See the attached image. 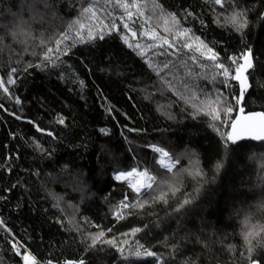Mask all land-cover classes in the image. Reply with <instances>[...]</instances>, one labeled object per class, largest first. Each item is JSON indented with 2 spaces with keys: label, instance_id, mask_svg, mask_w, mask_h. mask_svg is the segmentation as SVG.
<instances>
[{
  "label": "trees",
  "instance_id": "1",
  "mask_svg": "<svg viewBox=\"0 0 264 264\" xmlns=\"http://www.w3.org/2000/svg\"><path fill=\"white\" fill-rule=\"evenodd\" d=\"M141 2L146 5L142 9L146 16H152L150 0ZM157 2L166 12L176 13L182 27L191 28L213 45L221 59L239 57L248 47L252 48L255 67L250 70L252 86L246 93L244 107L247 111L264 110V0H239L240 6L248 10L249 25L243 33L233 31L218 15H227L230 8L221 9L207 0ZM50 3L53 10L47 13L43 24L33 21L27 45L15 43L0 33L4 38L0 43V79L7 81L11 68L17 69L13 74L16 82L6 83L9 94L0 90V264H23L24 252L33 254L37 264H46L48 260L64 264L80 259L85 264H156L152 257L132 256L124 260L115 248L107 245L85 250L82 234L105 230L106 238L119 241L124 239L123 233L145 224L151 230L140 233L139 238L145 246L163 254L161 264H172L173 255L175 264H183L184 260H194L196 264H247L240 256L244 249L236 212L240 208H254L264 199V184L258 179L262 174L260 165L264 163V144L240 141L225 149L217 132L208 127L207 117L193 119V110H184L183 101L174 94L185 92L183 81L189 79L184 75L187 69L180 64L187 61L189 67L200 72L188 60L197 54L181 49L179 57L152 55V50L145 47L147 55H138L137 43H153L149 37L139 35L144 30L143 20L134 16L126 21L131 31L137 33L133 37L121 22L123 11L106 0ZM20 4L21 0H0V28L7 29L12 23L11 11L19 10ZM89 4L95 6L106 23H115L118 30L106 34L103 40L76 43L69 48L68 55H61L54 64L44 61L46 49L56 47L55 39L67 31L72 20L82 19L80 12ZM186 11L193 15L187 16ZM152 24H157L155 18ZM159 24L157 30L164 35L162 21ZM123 36L132 48L124 43ZM168 36L171 39V34ZM41 38L45 40L43 45ZM71 43L67 41L61 48ZM176 43L179 47L182 42ZM147 59L152 60L154 67H162V61L176 66H170L158 77ZM161 78L171 81L175 88H164ZM195 83L209 92L213 89L208 79ZM233 86L238 93L237 83L233 82ZM149 93L151 99L146 98ZM172 102L175 103L170 110L176 118L169 120L157 110V105ZM58 116L64 118V124L56 122ZM37 125L45 131L38 132ZM100 129L108 130V134ZM49 131L51 136L47 135ZM34 142L45 151L36 150ZM151 144L162 145L179 157L177 170L187 168L191 153H198L201 166L208 172L207 182H201L204 186L195 204L181 213L173 210L185 192L195 196L198 186L187 176L182 191L167 204L134 210L136 214L117 220L115 205L125 193L134 194L126 182L115 180L112 173L131 166L158 169L154 160L157 154L148 147ZM218 159L224 166L215 176L213 165ZM169 176L165 173L162 179ZM76 225L81 232L74 230ZM128 239L132 241L131 236ZM10 241L22 245L21 256L15 254ZM201 242H206L207 248ZM175 243L180 247L174 253L171 245ZM228 244L235 245V250L229 251ZM259 255L264 256V251Z\"/></svg>",
  "mask_w": 264,
  "mask_h": 264
},
{
  "label": "snow or ice",
  "instance_id": "2",
  "mask_svg": "<svg viewBox=\"0 0 264 264\" xmlns=\"http://www.w3.org/2000/svg\"><path fill=\"white\" fill-rule=\"evenodd\" d=\"M107 3L113 4L115 7L121 9L124 15L120 18L123 22L125 29H128L132 36H137L136 32H132L127 20H132L134 16L143 20L141 27L144 29L139 33L140 36H147L153 41L152 44L142 46L139 43L135 45L138 49V55L145 57L148 50H152V55H176L179 57L181 49L188 52H194L197 55H191L188 60L191 61L195 68L200 69V72L194 71L193 68L188 66L187 61H183L180 67L186 68L185 77L188 80L183 81V88L185 92L176 91L174 94L177 96V100L183 101L185 109L191 108L193 111L190 113L193 119L199 117L208 118V127L212 128L221 138V142L225 149H228L229 145H237L240 141H255L259 144H264V110L262 111H246L244 103L246 101V93L251 88L250 83V70H253L254 58L252 56V48L248 47L239 57L228 56L226 60L221 59L219 53L215 50L213 45H210L201 36L196 35L191 28L182 27L181 21L178 19L176 13L166 12L161 3L157 0H150L151 10L153 15L146 16L142 10L146 5L141 0H106ZM208 3L219 6L221 9H231L227 15L224 13L218 14L223 20L225 25H230L232 30L237 33H243L248 27V10L241 7L239 0H207ZM133 9L135 11H133ZM53 10V5L50 0H21L19 10H12L11 17L12 23L7 26V29L0 28V33L10 38L13 42L27 45L28 39L32 34V23L36 21L43 24L45 17L49 11ZM215 10V9H213ZM187 16L193 15L191 12L185 13ZM110 16L111 13H108ZM80 16L88 21L86 24L81 19L72 20L67 25V31H62L59 38L55 39V48L48 47L42 55V59L48 63H53L60 59L61 55H68L70 47H74L76 43L88 44L94 42L96 39L103 40L106 34H111L112 31H117V25L115 23L108 24L103 18H101L95 6L89 4L83 7ZM264 18V13L261 14ZM157 20V24L153 26L152 20ZM162 21V31L164 35L158 32L160 27L159 22ZM203 24V20H201ZM216 23H220V19L216 20ZM71 33V35H70ZM168 34H171L169 39ZM125 44L129 48L133 45L129 43L126 36L122 37ZM73 41L68 47L61 48L62 44L67 41ZM157 41H161L157 43ZM4 42L3 36H0V43ZM176 42H182L177 47ZM41 45L45 43V40L41 38ZM166 46V47H165ZM155 49H164L162 52H155ZM167 49H171L169 52ZM27 51V47L24 49ZM55 53V55H54ZM33 54H35L33 52ZM207 61L209 63H202ZM148 66L153 69L158 77L161 73L175 67L171 61H162V67H154L152 60L147 59ZM31 66V65H29ZM46 66V65H45ZM103 70V69H102ZM17 72L16 68H11L7 81L0 79V90H3L5 94H9V88L7 84H14L16 81L13 79V74ZM210 74V79H209ZM163 87L169 91L175 88V85L171 81L163 80ZM183 79V78H180ZM213 85L211 92L201 87L196 80H205ZM191 81V82H190ZM233 82L238 84V93L235 92ZM81 88L84 87V81H79ZM219 84L220 87L215 85ZM162 94V90H161ZM152 98V94L149 93L146 97ZM16 103H20L19 99H16ZM172 103L167 105H157V110L161 111L163 115L169 120H174L176 117L170 110ZM2 107V105H0ZM111 109L109 108V111ZM19 119V117H17ZM56 122L64 124L65 120L62 116L56 118ZM223 129V130H222ZM38 132H44L45 130L36 126ZM104 135L108 134V130L100 129ZM47 135L51 136L52 132H47ZM34 147L40 152H44L43 146L34 142ZM152 152L158 154L154 157L155 165L158 166L159 171L155 167H144L143 169L133 167L131 170H117L115 173V180L123 181L127 183L131 193L130 196L125 193L123 199L119 201L114 212L117 220L123 219L126 215L136 214L134 210H144L154 206L157 203L169 202L170 198H176L178 193L182 191L186 184L185 176L190 177L198 186L194 189L196 195L192 193H184V198L173 210L175 213H181L187 209L188 206L194 205L196 199L199 196L203 183L207 182L208 172L201 166V161L198 153H191L189 160V166L187 168H181L177 170V164L179 163V157H175L169 150L162 145L151 144L148 145ZM223 161L217 160L213 165L215 176H218L220 170L223 168ZM261 175L258 179L264 184V163L260 165ZM170 174L169 178L162 179L164 174ZM215 176L213 179H215ZM59 206V202L57 203ZM151 215V213H148ZM239 217V237L242 241L243 251L240 252V256L247 261V264H264V256H260L259 253L264 251V199H262L254 208L248 209L240 208L236 212ZM85 222L91 225V221L87 217L83 218ZM3 226V221H0V227ZM159 227L158 224L154 225ZM95 227H99L96 225ZM75 231L81 232L79 225H76ZM150 231L151 226L149 224L143 225V227H135L128 233H123L124 239L117 240L115 237L106 238L105 230H100L97 233L82 234V238L85 241V250L96 249L98 245H107L115 248L120 253L122 259L129 260L130 257H152L155 259L156 264H161L164 260L163 254L151 250L145 246L140 238L139 234L145 231ZM5 231L7 229L5 228ZM107 231H111L108 229ZM132 237L130 242L128 237ZM165 238V243L167 242ZM11 247L17 256H21V247L19 242L10 241ZM202 247L207 248L206 242H201ZM126 246L128 254L125 255ZM173 252L175 253L180 245L175 243L171 245ZM227 249L229 251L235 250V245L228 244ZM99 250H103L100 248ZM23 264H37V258L28 252H24ZM46 264H54L52 260L46 261ZM64 264H85L83 259L79 261L67 260ZM164 264H168L164 261ZM172 264H175V256H172ZM183 264H196L194 260H184Z\"/></svg>",
  "mask_w": 264,
  "mask_h": 264
},
{
  "label": "rangeland",
  "instance_id": "3",
  "mask_svg": "<svg viewBox=\"0 0 264 264\" xmlns=\"http://www.w3.org/2000/svg\"><path fill=\"white\" fill-rule=\"evenodd\" d=\"M81 20H83V22H85L86 24L88 23V21L86 20V19H84L83 17H82V19ZM158 155V154H157ZM136 167V166H135ZM131 168H132V166L129 168L130 170H131ZM118 170H120V169H118ZM116 171V170H115ZM114 172V171H113Z\"/></svg>",
  "mask_w": 264,
  "mask_h": 264
},
{
  "label": "built area",
  "instance_id": "4",
  "mask_svg": "<svg viewBox=\"0 0 264 264\" xmlns=\"http://www.w3.org/2000/svg\"><path fill=\"white\" fill-rule=\"evenodd\" d=\"M133 167H135V166H132V168H133ZM129 168H130V167H129ZM129 168L124 169V170H130ZM120 170H121V169H120ZM124 170H121V171H124ZM116 171H117V170H116ZM116 171H114V172L112 173L113 177L115 176Z\"/></svg>",
  "mask_w": 264,
  "mask_h": 264
},
{
  "label": "water",
  "instance_id": "5",
  "mask_svg": "<svg viewBox=\"0 0 264 264\" xmlns=\"http://www.w3.org/2000/svg\"><path fill=\"white\" fill-rule=\"evenodd\" d=\"M237 87H238V84H237ZM245 110H246V108H245ZM247 111V110H246ZM256 111H259V110H256ZM245 141H248V140H245ZM253 142H255V141H253Z\"/></svg>",
  "mask_w": 264,
  "mask_h": 264
}]
</instances>
